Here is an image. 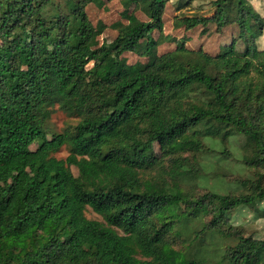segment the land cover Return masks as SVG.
<instances>
[{"label":"trees","instance_id":"1","mask_svg":"<svg viewBox=\"0 0 264 264\" xmlns=\"http://www.w3.org/2000/svg\"><path fill=\"white\" fill-rule=\"evenodd\" d=\"M89 1L0 0V264H200L179 259L164 215L180 204L183 216L210 207L212 230L231 210L264 200V49L256 42L264 18L247 0H214L212 16L181 25L212 23L221 31L232 22L243 53L233 45L210 55L178 44L134 67L120 55L139 53L141 41V55L149 54L154 43L147 36L163 29L167 0H127L148 21H131L94 50ZM20 26L25 31L16 32ZM55 105L79 120L72 131L48 137ZM202 125L245 137L244 163L256 178L237 182L251 193L188 197L144 179L145 170L173 156L197 171L180 153L203 145ZM63 146L66 158L52 155ZM87 207L102 221L88 219ZM231 232L236 242L226 264L264 256V239Z\"/></svg>","mask_w":264,"mask_h":264},{"label":"rangeland","instance_id":"2","mask_svg":"<svg viewBox=\"0 0 264 264\" xmlns=\"http://www.w3.org/2000/svg\"><path fill=\"white\" fill-rule=\"evenodd\" d=\"M55 4H66L68 0H52ZM214 0H167L162 15L163 29L154 31L147 36L154 45L149 54L141 55L145 51V41L140 42L138 52H125L120 55V61L126 66L144 67L155 57L174 51L178 44H183L192 50H202L210 55H216L224 47L233 45L238 53H243L245 45L238 36V27L229 23L221 31H217L214 24L198 25L187 30L181 25L184 18H208L215 12L212 4ZM254 10L264 18V0H247ZM140 4V0H137ZM86 14L90 20L95 37L88 46V50L99 48L103 43H111L121 29L126 28L131 21L146 22L148 18L139 10L134 2L127 0H90L86 6ZM25 31L20 26L16 32ZM257 47L264 49V27L262 35L257 39ZM92 62L87 69L92 68ZM78 118L68 114L57 105L50 109L46 120L48 137L52 134L72 131L78 123ZM197 131L203 136V145L192 151L180 153L194 162L197 169L186 164L181 168L173 161L176 156L165 159L160 167L149 168L144 171V179L163 183L164 189L179 190L188 197H197L207 191L218 194L240 195L252 192L250 185H242L237 179L255 180V168L244 163L247 153V142L242 135L234 134L227 128L215 130L202 125ZM229 132V133H228ZM35 151L37 146L31 145ZM155 154L159 155V147L154 145ZM225 154V155H223ZM69 154L68 147L63 146L52 155L64 159ZM160 170V179L153 176ZM72 173L77 176L75 167ZM165 180V181H164ZM164 181V182H163ZM183 204L176 206L173 212L166 213V221L173 223L168 234L171 247L179 254V259H194L200 264H226L224 254L233 246L236 239L231 230L239 231L244 237L264 239V200L251 206L238 207L231 210L223 223L216 229H208L213 221L211 208L200 210L196 216L181 215L185 211ZM84 215L91 220L102 221L101 217L87 207ZM119 233L121 231L117 230ZM255 264H264V256Z\"/></svg>","mask_w":264,"mask_h":264}]
</instances>
